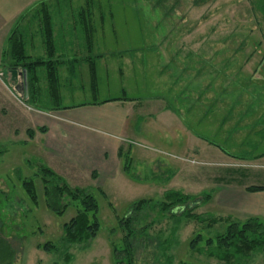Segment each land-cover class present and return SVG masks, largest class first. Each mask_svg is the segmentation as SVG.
Segmentation results:
<instances>
[{
	"label": "rangeland",
	"instance_id": "374dc122",
	"mask_svg": "<svg viewBox=\"0 0 264 264\" xmlns=\"http://www.w3.org/2000/svg\"><path fill=\"white\" fill-rule=\"evenodd\" d=\"M260 1H45L52 19V60L61 65L60 56L90 57L72 68L73 76L69 69L57 68L59 103L48 91L45 68L31 75L38 79L39 90L32 92L31 82L29 89H23V68L2 56L7 44L0 34V234L16 253L13 264H65L66 254L72 258L69 264H116L113 248L121 250L125 236L118 221L140 200L151 203L132 215L136 232L129 264H223L190 251L189 240L201 236L200 248L222 234L227 222L242 225L250 217L264 222V192L245 191L264 187ZM39 4L16 24L26 30L25 49L31 61L48 59L37 19ZM81 10L90 29L87 35L80 30ZM66 26L76 31L68 35L62 31ZM71 39L73 46L67 45ZM76 39L80 45L74 43ZM85 43L90 52L85 51ZM180 46L182 50H175ZM188 64L196 74L186 80L178 69ZM134 67L141 72L148 67L158 74L136 75L134 81L144 83L134 84ZM125 91L130 98L163 99L139 115L141 136L125 144L129 154L122 162L128 166L127 173L122 170L107 183L95 182L86 171H80L76 180L63 179L70 188L84 189L95 198L100 224L88 244L68 247L60 241L62 226L75 216L77 204L61 216L46 209L39 172L43 168L55 172V168L43 140L31 141L27 132L37 133L39 121L47 122L49 112L58 105L69 108L99 102ZM160 109L169 117L147 126L146 115ZM128 122L136 123L132 117ZM25 181L34 184L37 206L22 189ZM166 191L190 196L192 200L183 208L195 207L194 215L220 222L211 225L210 220L200 224L185 219L180 208L162 214ZM46 243L53 247L51 253L42 251ZM238 264H264V251Z\"/></svg>",
	"mask_w": 264,
	"mask_h": 264
},
{
	"label": "trees",
	"instance_id": "16d2710c",
	"mask_svg": "<svg viewBox=\"0 0 264 264\" xmlns=\"http://www.w3.org/2000/svg\"><path fill=\"white\" fill-rule=\"evenodd\" d=\"M260 7L262 8L260 12L264 15V0L260 1ZM39 8L40 10L37 11V19H39V30L44 39L43 41L48 59L31 61V57L26 55L25 49L24 34L26 33H23V30L25 32L26 30L17 27L18 25L10 32L6 40L7 49L2 51V56L10 58L16 65L22 66L23 72L25 71L27 75L28 89L29 83L31 82L32 84V92L39 90L38 79L35 78V76L31 77L32 73L36 69L45 68L49 87L48 91L53 99L59 103L57 75V68L59 65H57V61L52 60L54 56V42L50 9L45 2H41ZM88 38L90 39L89 35ZM91 75L94 77L93 66L91 67ZM37 131L43 133L45 130L41 128ZM27 134L29 139H33L32 131H28ZM126 155L127 153L122 155V151L119 150L118 156L120 158L122 157L124 159ZM127 167L128 166L124 165V172L126 173L128 171ZM39 174L42 182L44 205L48 211L56 216H61L68 207L77 204L75 216L62 226L60 241L68 247L88 244L96 237L100 229L97 217L98 206L95 198L84 189L70 188L62 178L48 168L41 169ZM92 177L95 178L94 176ZM22 189L32 205L37 206L38 198L33 182L25 181L22 184ZM245 191L249 193H262L264 192V187L251 186L245 188ZM206 199L205 196V200ZM190 200H192L190 196L175 191H166L163 195V201L160 204L162 214L169 212L173 208H180V216L185 219L194 220L200 224H207L208 220H210L209 223L211 225L220 222V220H211V218L194 215L193 211L195 207L183 208L188 205ZM149 203H151L150 200H140L133 205L128 214L118 221L119 228L125 232V236L120 245L122 249L120 250L118 247L113 248V258L116 264L131 263L132 253L134 251L133 238L136 232L132 226L134 222V217L132 215H136L147 204L149 205ZM201 243L202 238L197 235L189 240L188 248L190 251H197L200 255L216 259L223 264H238L241 260L249 258L250 255L264 251V222L254 217L248 218L242 225L235 221L227 222L222 234L216 235L213 240H207L205 245L199 248L198 246ZM41 249L45 253H51L53 247L49 243H46ZM15 257V251L0 234V264H13ZM71 259V256L66 254L64 263L69 264Z\"/></svg>",
	"mask_w": 264,
	"mask_h": 264
},
{
	"label": "crops",
	"instance_id": "0c3cea01",
	"mask_svg": "<svg viewBox=\"0 0 264 264\" xmlns=\"http://www.w3.org/2000/svg\"><path fill=\"white\" fill-rule=\"evenodd\" d=\"M45 1L48 0H0V34H4L5 41L17 24L18 19L29 8ZM78 15L80 16L81 33L84 35L89 34L90 29L88 21L83 16L84 12L81 10ZM62 31L71 35L73 31H76V28L66 26L62 28ZM72 41L73 39L67 45L73 46ZM76 42H78L77 39L74 43ZM78 45H80L79 42ZM59 47L61 48L62 45L59 44ZM173 49L171 47V50ZM175 50H182L181 46ZM85 51L90 52V46L86 45ZM59 60L62 61V64L58 67H65L66 71L69 69L68 73L73 76L72 68L77 66L80 61H89L90 57L86 55L78 59L75 55L70 57L60 56ZM172 71L174 70L172 69ZM147 72L154 73V70L147 67L141 72L140 67H134L132 69L134 84L139 80L144 81L142 79L134 81L136 75L139 78L141 74L146 75ZM119 73L124 77L123 70L119 71ZM168 73L169 71L166 70V74ZM178 73L187 80L195 72L188 64L187 67L178 69ZM167 76L165 75V77ZM181 84L178 82L179 88H181ZM153 85L154 88L158 87L156 83ZM128 96L125 91L119 97L103 99L99 102L85 103L69 108H60L58 105L49 112L50 116L46 119L47 122H41L40 120V125L37 128H43L45 131L43 133H33V139L30 140H43L46 156L52 159L55 172L52 169L50 170L62 179L68 178L72 180L79 178L78 174L81 173L80 171H86L88 172L87 174L90 173L91 178H93L92 176L95 177L93 178L95 182L100 180L103 183L113 180L116 175L120 174V171L124 170V165L122 162L123 158L118 156V152L121 150L122 155L125 153L129 154V150L126 152L125 144H131L141 136L140 113L147 112L155 102H161L160 100L163 99H159L157 96H152L148 99H143L142 97L130 98ZM165 111L160 109L156 113L147 114L148 121H146V125L159 122L161 117H169ZM130 117L136 121L135 125L128 124Z\"/></svg>",
	"mask_w": 264,
	"mask_h": 264
},
{
	"label": "water",
	"instance_id": "95a60500",
	"mask_svg": "<svg viewBox=\"0 0 264 264\" xmlns=\"http://www.w3.org/2000/svg\"><path fill=\"white\" fill-rule=\"evenodd\" d=\"M22 77H23V89L26 91V89H27V75H26L25 71L23 72ZM16 90L18 91L19 88H17Z\"/></svg>",
	"mask_w": 264,
	"mask_h": 264
}]
</instances>
